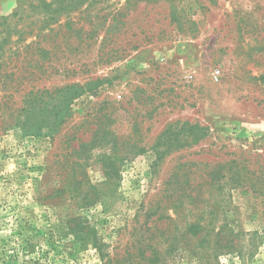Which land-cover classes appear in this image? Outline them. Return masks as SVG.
Masks as SVG:
<instances>
[{"label": "rangeland", "instance_id": "374dc122", "mask_svg": "<svg viewBox=\"0 0 264 264\" xmlns=\"http://www.w3.org/2000/svg\"><path fill=\"white\" fill-rule=\"evenodd\" d=\"M0 22V264H264V0Z\"/></svg>", "mask_w": 264, "mask_h": 264}, {"label": "trees", "instance_id": "16d2710c", "mask_svg": "<svg viewBox=\"0 0 264 264\" xmlns=\"http://www.w3.org/2000/svg\"><path fill=\"white\" fill-rule=\"evenodd\" d=\"M3 23H1L0 22V26L2 25ZM4 39H6V38H2V40H4ZM1 45V44H0ZM1 47V46H0ZM1 49V48H0ZM100 82V79H96V80H92L91 82H89V83H87L86 85H84V86H80L79 84H73V85H70V86H68V91L71 93V95H70V98H71V100L76 96V95H79L81 92H83L84 91V87L85 86H91L92 84H98ZM78 87H80V88H78Z\"/></svg>", "mask_w": 264, "mask_h": 264}, {"label": "built area", "instance_id": "2783aa9c", "mask_svg": "<svg viewBox=\"0 0 264 264\" xmlns=\"http://www.w3.org/2000/svg\"><path fill=\"white\" fill-rule=\"evenodd\" d=\"M219 72H220V71L218 70L216 73L219 74ZM217 74H216V75H217Z\"/></svg>", "mask_w": 264, "mask_h": 264}]
</instances>
